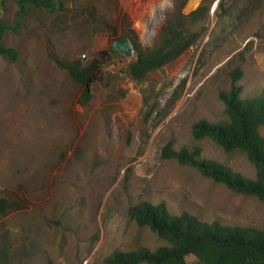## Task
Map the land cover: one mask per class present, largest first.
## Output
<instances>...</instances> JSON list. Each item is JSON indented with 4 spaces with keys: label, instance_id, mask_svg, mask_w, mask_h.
<instances>
[{
    "label": "rangeland",
    "instance_id": "374dc122",
    "mask_svg": "<svg viewBox=\"0 0 264 264\" xmlns=\"http://www.w3.org/2000/svg\"><path fill=\"white\" fill-rule=\"evenodd\" d=\"M16 1L0 0V20L13 23ZM62 2L3 38L18 59L0 55V199L15 204L0 214V264H103L115 251L154 250L163 241L129 216L142 201L264 230L263 202L161 155L169 143L198 147L203 158L255 177L243 152L191 131L202 119L227 120L220 93L234 69L243 72L242 99L264 92V0ZM169 22L196 36L176 60L142 81L127 72L134 59L106 65L116 39L130 37L144 54ZM57 61H96L101 80L85 97Z\"/></svg>",
    "mask_w": 264,
    "mask_h": 264
},
{
    "label": "trees",
    "instance_id": "16d2710c",
    "mask_svg": "<svg viewBox=\"0 0 264 264\" xmlns=\"http://www.w3.org/2000/svg\"><path fill=\"white\" fill-rule=\"evenodd\" d=\"M16 3L18 9L13 23L0 20V55L12 62L18 59V52L4 45L5 33L17 30L34 11L54 13L63 5L62 0H17ZM199 13L200 9H197L191 17L197 20L201 18L197 17ZM195 39V34L178 30L169 22L161 30L154 47L131 61L127 72L134 80L142 81L148 73L160 70L180 57ZM57 64L66 69L75 82L84 86L85 97L89 96L91 85L101 80L96 61L85 66L77 62L57 61ZM242 76L240 68L234 69L230 73V88L220 93L227 120L210 123L202 119L193 125L191 133L195 139L212 140L227 153L243 152L255 168L253 179L203 158L198 147L175 150L169 143L161 155L163 159L198 170L235 193L254 196L264 203V136L260 132L264 125V92L242 99V88L238 84ZM13 209L14 203L0 199V214ZM129 216L138 226L148 227L164 244L154 250L139 247L132 251H115L103 264H188V256L202 264H264V230L256 227L206 222L188 211L174 215L163 201L139 202L130 207Z\"/></svg>",
    "mask_w": 264,
    "mask_h": 264
},
{
    "label": "water",
    "instance_id": "95a60500",
    "mask_svg": "<svg viewBox=\"0 0 264 264\" xmlns=\"http://www.w3.org/2000/svg\"><path fill=\"white\" fill-rule=\"evenodd\" d=\"M108 55L112 56L113 61L121 66V63H125L131 59L138 57V52L132 39L128 36L116 39L108 49ZM112 60L108 61V64L113 63Z\"/></svg>",
    "mask_w": 264,
    "mask_h": 264
},
{
    "label": "flooded vegetation",
    "instance_id": "af4514ba",
    "mask_svg": "<svg viewBox=\"0 0 264 264\" xmlns=\"http://www.w3.org/2000/svg\"><path fill=\"white\" fill-rule=\"evenodd\" d=\"M135 48H136V47H135ZM108 57H109V60H108V61H110V60L113 61L112 56L108 55ZM113 62H114V61H113Z\"/></svg>",
    "mask_w": 264,
    "mask_h": 264
},
{
    "label": "bare ground",
    "instance_id": "6f19581e",
    "mask_svg": "<svg viewBox=\"0 0 264 264\" xmlns=\"http://www.w3.org/2000/svg\"><path fill=\"white\" fill-rule=\"evenodd\" d=\"M148 34H149V33H148ZM148 34H147V35H148Z\"/></svg>",
    "mask_w": 264,
    "mask_h": 264
}]
</instances>
